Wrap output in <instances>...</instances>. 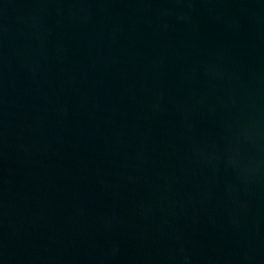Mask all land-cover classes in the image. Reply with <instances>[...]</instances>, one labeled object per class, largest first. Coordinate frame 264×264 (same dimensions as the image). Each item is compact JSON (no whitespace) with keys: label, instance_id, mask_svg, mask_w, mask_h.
I'll return each mask as SVG.
<instances>
[{"label":"water","instance_id":"1","mask_svg":"<svg viewBox=\"0 0 264 264\" xmlns=\"http://www.w3.org/2000/svg\"><path fill=\"white\" fill-rule=\"evenodd\" d=\"M0 264H264V0H0Z\"/></svg>","mask_w":264,"mask_h":264}]
</instances>
